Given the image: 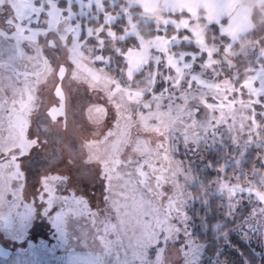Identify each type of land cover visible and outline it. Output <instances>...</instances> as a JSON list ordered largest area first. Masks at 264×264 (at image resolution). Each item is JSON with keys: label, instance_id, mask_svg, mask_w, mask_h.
<instances>
[{"label": "rangeland", "instance_id": "1", "mask_svg": "<svg viewBox=\"0 0 264 264\" xmlns=\"http://www.w3.org/2000/svg\"><path fill=\"white\" fill-rule=\"evenodd\" d=\"M263 8L264 0H0V264H116L117 250L128 264H233L222 232L223 248L211 250L207 221L193 235L199 215L174 152L225 138L241 151L240 139L258 146L253 173L222 174L217 188L233 208L245 196L250 212L264 211V40L253 22ZM210 24L221 41L208 36ZM62 64L66 122L47 112ZM68 204L76 212L64 214ZM99 211L111 218V242L98 235ZM247 226L264 247V221Z\"/></svg>", "mask_w": 264, "mask_h": 264}, {"label": "trees", "instance_id": "2", "mask_svg": "<svg viewBox=\"0 0 264 264\" xmlns=\"http://www.w3.org/2000/svg\"><path fill=\"white\" fill-rule=\"evenodd\" d=\"M123 21V16H120V18L113 23L116 26L118 25L117 30L120 33L123 32V30L119 27V24ZM253 22L255 26V37L264 40V8L263 10L256 9L255 12H253ZM147 27L149 28L152 26L145 24L142 28L146 30ZM211 27L208 36L212 37L214 42H219L222 37L219 36L220 32L218 26L213 24ZM153 28L154 27L149 29L148 35L156 33L155 28ZM137 41L138 39L134 37L127 40L128 43L124 45L125 49L135 45ZM239 67L242 73L248 71V64L246 62ZM180 139L188 142V140L181 136L177 138V140ZM243 140L244 139L239 140L242 143V145L239 144V147H241L242 151L244 150L243 154H240L242 151L237 149L238 147L228 144L225 138L221 144L212 142L211 145H208L209 148L206 147L207 144L192 143V141H189L190 145L184 142L189 146L186 147L180 142L178 150L174 152V157L183 165L181 179L185 184L188 202L192 207L193 213L199 215L198 226H191L193 235H198L202 224L207 221V227H209L208 231L210 232L209 243L211 245L209 246H211V250L218 251L220 247L223 248V245L219 246L216 242V234L220 235L222 232V235H224L223 238L227 237L229 239L224 244V248L227 247L231 252L230 256L233 264H245L246 261L247 264H264L263 242L262 246L259 245L257 239L254 237V241L257 242L253 243L251 240L252 234L248 231V226L243 228V226L249 225V220L252 218H257L263 222L264 216L262 215L264 211L257 209L255 213L250 212V208L254 204L249 202L250 200H247L245 196L235 197V207L233 208L231 204H228L227 197L219 193L217 188L219 185L218 180L222 174H224L225 177L233 178L234 170H243L241 174L243 176L244 174L247 175L246 173L248 170V173H253L258 167V146H252L247 149ZM196 145H200V147L196 149V151L199 150L200 152L195 155L191 147L195 148ZM222 211L228 214L219 217V220H223L224 222H222L221 230L215 232L214 221Z\"/></svg>", "mask_w": 264, "mask_h": 264}, {"label": "snow or ice", "instance_id": "3", "mask_svg": "<svg viewBox=\"0 0 264 264\" xmlns=\"http://www.w3.org/2000/svg\"><path fill=\"white\" fill-rule=\"evenodd\" d=\"M5 23L7 22V19H5L4 21ZM41 193H43V195L40 197L41 199L47 200L48 204H51L53 202V198H50L49 192L44 190V186L41 187L40 189ZM11 195V194H10ZM107 203V201L105 202ZM76 212V209L73 207V205L68 204V207L65 209V213L64 214H68V213H74ZM94 217H101L104 216V212L103 211H99L98 213H93L91 214ZM111 218L110 217H106L104 216V220L103 223H101L100 227L102 229L101 232L98 233L99 237L101 239L103 238H107V240L109 242L112 241L113 237L116 235V233L110 231L107 227L108 223L110 222ZM92 223H96V220H92ZM179 235H183V233L179 234ZM97 242L100 243V239H97ZM176 243L179 244L180 243V239L178 238L176 240ZM123 246V241L121 240L117 245V249H119L120 247ZM115 256L116 259V264H128L127 259H125L124 261H121V253L119 252V250H117L115 253H112ZM124 256H127V251L124 252ZM219 257H223V253H218L217 257L215 258L216 260L219 259ZM214 259V258H213ZM245 264H247V261L245 262Z\"/></svg>", "mask_w": 264, "mask_h": 264}, {"label": "water", "instance_id": "4", "mask_svg": "<svg viewBox=\"0 0 264 264\" xmlns=\"http://www.w3.org/2000/svg\"><path fill=\"white\" fill-rule=\"evenodd\" d=\"M66 64H62L58 70V83L55 87V95L58 102L51 105L47 110L48 115L53 121H58L62 119L64 122L67 121V95L63 86L64 78L67 74Z\"/></svg>", "mask_w": 264, "mask_h": 264}]
</instances>
